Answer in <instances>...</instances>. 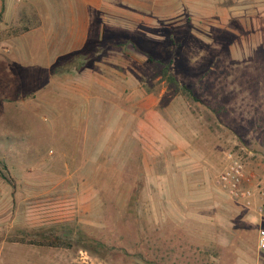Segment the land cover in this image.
Returning <instances> with one entry per match:
<instances>
[{
    "label": "rangeland",
    "instance_id": "rangeland-1",
    "mask_svg": "<svg viewBox=\"0 0 264 264\" xmlns=\"http://www.w3.org/2000/svg\"><path fill=\"white\" fill-rule=\"evenodd\" d=\"M0 2V31L36 26L40 0ZM103 10L109 30L51 69L0 48V264H264V201L219 184L230 156L264 179V0ZM63 223L105 247L17 242Z\"/></svg>",
    "mask_w": 264,
    "mask_h": 264
},
{
    "label": "crops",
    "instance_id": "crops-1",
    "mask_svg": "<svg viewBox=\"0 0 264 264\" xmlns=\"http://www.w3.org/2000/svg\"><path fill=\"white\" fill-rule=\"evenodd\" d=\"M104 3L105 0H40L42 7L36 26L1 29L0 48L34 54L39 52L44 56L42 67L51 69L58 65L62 59L61 53L66 48L70 52H74L73 49L79 50V45L86 42L87 36H102L109 30L106 21L111 16L103 10ZM126 17L124 15L123 19ZM81 37H86V40L81 42ZM148 115L141 123V129L151 127L154 130V121L152 125L149 124V117L153 120L160 117V113L152 110Z\"/></svg>",
    "mask_w": 264,
    "mask_h": 264
},
{
    "label": "trees",
    "instance_id": "trees-1",
    "mask_svg": "<svg viewBox=\"0 0 264 264\" xmlns=\"http://www.w3.org/2000/svg\"><path fill=\"white\" fill-rule=\"evenodd\" d=\"M172 63H168L162 70V78L171 86H174L177 91L187 98H190L194 101H198L197 97L194 95L192 89L187 85H182L174 73L171 70ZM17 242L27 243L30 245L49 247V248H72L74 242H81L85 246L87 244L95 246L96 248H104L105 245L88 238L80 228V225L75 227L71 226L70 223H63L59 226V229L56 231L54 228L47 230L44 233H37V236H34L30 239L23 237L17 239ZM87 245V246H89Z\"/></svg>",
    "mask_w": 264,
    "mask_h": 264
},
{
    "label": "built area",
    "instance_id": "built-area-1",
    "mask_svg": "<svg viewBox=\"0 0 264 264\" xmlns=\"http://www.w3.org/2000/svg\"><path fill=\"white\" fill-rule=\"evenodd\" d=\"M219 184L231 198L242 201L248 208H256L254 202L257 195L264 201V179L248 175L239 158L229 157L228 166L219 176ZM256 210L259 215H263L264 205ZM258 247L264 248V230L259 233Z\"/></svg>",
    "mask_w": 264,
    "mask_h": 264
}]
</instances>
